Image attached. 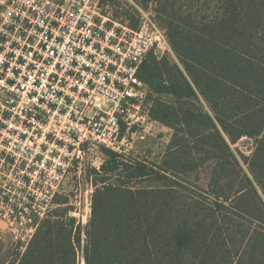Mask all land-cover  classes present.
Listing matches in <instances>:
<instances>
[{"label": "trees", "instance_id": "16d2710c", "mask_svg": "<svg viewBox=\"0 0 264 264\" xmlns=\"http://www.w3.org/2000/svg\"><path fill=\"white\" fill-rule=\"evenodd\" d=\"M212 2L194 19L182 17L185 28L169 23L184 69L150 52L139 72L156 96L151 118L173 129L162 161L108 150L95 171L105 175L100 187L94 178L85 245L82 224L63 207L68 199H56L18 264H264V200L241 163L264 193V0ZM243 137L255 139L250 158L232 147ZM205 162L213 198L181 185L182 174ZM122 173L148 184L109 181ZM246 201L256 226L245 219Z\"/></svg>", "mask_w": 264, "mask_h": 264}, {"label": "built area", "instance_id": "2783aa9c", "mask_svg": "<svg viewBox=\"0 0 264 264\" xmlns=\"http://www.w3.org/2000/svg\"><path fill=\"white\" fill-rule=\"evenodd\" d=\"M0 7V204L54 206L67 191L65 204L92 202L101 148L122 151V125L153 120L139 72L150 52L175 55L168 31L148 9L121 23L102 0Z\"/></svg>", "mask_w": 264, "mask_h": 264}, {"label": "rangeland", "instance_id": "374dc122", "mask_svg": "<svg viewBox=\"0 0 264 264\" xmlns=\"http://www.w3.org/2000/svg\"><path fill=\"white\" fill-rule=\"evenodd\" d=\"M102 4L104 12L110 13V15L114 17L117 14L119 17V22L126 23L129 26H138L140 19V9L152 10L155 13L157 19L159 21L161 20L160 23L164 27L166 26L169 32V23L185 28L183 25L187 22L181 20L182 17H187L192 20L198 13L207 10V8L210 7L213 2L212 0H102ZM173 18L177 21L171 20ZM156 56L159 59L167 57L171 62L184 69L182 62L176 53L175 55L161 56L158 54ZM155 97V94L153 95V92H151L145 107L142 108V114H145V112L150 109ZM162 97L165 100L171 99V96L167 95H163ZM191 103H195V105H197L196 101ZM201 103L205 110H209L207 104L203 100ZM151 122L152 121L146 119L144 120L142 126L133 125L130 126V128L123 124L121 128V137L124 138V144L121 148L122 151H115L108 147H102L101 150L104 153V164L110 157L108 150L121 155L123 159L140 158L149 159L150 161L160 163L163 159H161L163 153L167 150V141L170 135H172V130L161 129L159 124L152 125ZM232 147L237 151V153H243L245 156L250 158L256 148L255 139L243 137L238 143L232 144ZM241 163L246 174L254 181L257 190L264 200L263 188L261 184L256 181L250 169V165L244 159H242ZM211 165V162H205L195 172L182 174V187L197 196L205 195L213 198L212 194L206 193L208 191V184L211 177ZM95 171L96 170L93 169L91 173L96 179L98 187H100L102 185L100 180L105 174H100L101 176H98L95 174ZM116 175L117 174H114V177L109 181L113 183H117L119 180L124 182L130 181L131 183L129 185L133 186H143L148 184L146 182H140V180L137 179L131 180L126 176L125 173L122 177H118ZM106 176L110 177L111 174H107ZM95 190L96 187L93 189V194ZM67 194H59L56 199H76L75 195H72L70 191H67ZM246 202L247 205L251 206L246 212L245 219L256 226L257 222H253L251 216L249 215V213L255 214L253 212L254 210L252 208V203L250 201ZM66 206L70 207L68 215L76 217L78 222L82 224V244L84 246L86 243V227L90 221V218L92 217L93 212L92 202L63 205V207ZM56 207L57 205L20 207L0 204V264H18L20 256L26 251L28 243L36 231L37 221L34 218L30 220L31 215H36L39 213V217H47L48 215L53 214L51 212ZM82 264H85L84 259L82 260Z\"/></svg>", "mask_w": 264, "mask_h": 264}, {"label": "crops", "instance_id": "0c3cea01", "mask_svg": "<svg viewBox=\"0 0 264 264\" xmlns=\"http://www.w3.org/2000/svg\"><path fill=\"white\" fill-rule=\"evenodd\" d=\"M151 124H152V125H153V124H159L161 129H164V130H166V129H171V130H172V135H170V137L168 138V141H167V142H168L167 150H168V148H169V144H170V142H171V140H172V137H173V129L170 128L169 126L165 125V124H162V123L156 121V120H152ZM167 150L163 153L161 159L164 157V155L166 154Z\"/></svg>", "mask_w": 264, "mask_h": 264}]
</instances>
